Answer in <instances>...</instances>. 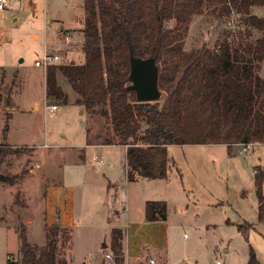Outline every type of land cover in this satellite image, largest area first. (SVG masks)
Instances as JSON below:
<instances>
[{
  "label": "rangeland",
  "instance_id": "rangeland-1",
  "mask_svg": "<svg viewBox=\"0 0 264 264\" xmlns=\"http://www.w3.org/2000/svg\"><path fill=\"white\" fill-rule=\"evenodd\" d=\"M83 1L8 0V8L0 11L4 39L0 64L5 67V71L0 70V143L29 150L8 157L0 169L5 176H20L16 185L0 183V264H7L10 258L13 264H22V231L39 252L45 247L46 188L59 181L74 189L77 226L73 231L63 228L58 235L57 264H83V259L84 264H101V247L97 245L105 242L111 249V235L104 241L108 230L103 228L109 211L103 201L107 187H101L103 167L94 157L116 165L119 177L124 151L113 147L104 156H96L98 150L87 147L86 172L92 181H84L80 161L84 160L85 141L96 133L112 135V124L78 106L77 93L63 77L59 82L68 103L47 99V70L35 67V61L47 54L60 57L57 65L84 63L81 29H62L58 38L61 26L71 28L85 19ZM257 13L264 15V9ZM84 19L77 27L83 28ZM175 25V21L166 23L168 28ZM225 29L227 25L217 26L207 17L196 16L189 26L185 49H215ZM35 34L39 39L33 38ZM261 35L254 32L255 38ZM259 73L264 78V61ZM165 98L163 94L159 102ZM54 104L58 109L53 111ZM6 125L9 132L4 139ZM169 157L174 163L169 180L148 193L152 200L167 201L169 219L131 226L125 240L129 257L135 258L142 240L148 239L166 249L168 264H248L250 247L264 264V223L259 222L255 187V176L264 172V144L238 145L231 150L226 145H173ZM104 184L111 186L108 178ZM121 185L122 181L119 188ZM119 195L124 199V191ZM242 226L246 236L240 231ZM106 252L104 260L115 264L112 251L110 257ZM150 253L158 258L156 252ZM148 257L141 253L138 264H146ZM161 259L159 264H165L166 254Z\"/></svg>",
  "mask_w": 264,
  "mask_h": 264
},
{
  "label": "trees",
  "instance_id": "trees-1",
  "mask_svg": "<svg viewBox=\"0 0 264 264\" xmlns=\"http://www.w3.org/2000/svg\"><path fill=\"white\" fill-rule=\"evenodd\" d=\"M80 31L84 63L51 65L46 71V97L67 104L59 83L63 77L77 93L76 104L100 115L113 127L112 135L96 133L87 144L127 146L128 180L168 177V146L264 144V0H84ZM204 16L228 26L215 49L187 51L191 21ZM237 20L236 25L233 24ZM175 21L173 28L167 22ZM234 25V27H233ZM262 35L255 38L254 32ZM131 54L154 58L159 70L163 103L139 102L130 91ZM8 125L3 130L7 139ZM89 133V132H88ZM107 138H104V137ZM116 139H118L116 141ZM29 151L0 143V169L8 157ZM20 176L0 173V183L16 185ZM264 172L255 176L259 222L264 223ZM165 201H148V222L167 220ZM56 224L39 252L22 231V264H57ZM246 236V230L240 227ZM121 229L112 231L115 264H124ZM7 264H13L8 262ZM248 264H262L250 247Z\"/></svg>",
  "mask_w": 264,
  "mask_h": 264
},
{
  "label": "crops",
  "instance_id": "crops-1",
  "mask_svg": "<svg viewBox=\"0 0 264 264\" xmlns=\"http://www.w3.org/2000/svg\"><path fill=\"white\" fill-rule=\"evenodd\" d=\"M83 12H84V1H83ZM84 16V14H83ZM84 19L83 17L78 21V23L75 24V26H81V20ZM16 21V19H15ZM72 26V25H70ZM71 27V28H64L61 26L60 32L58 34V38L60 37V34L62 33V29L69 30V29H81L79 27ZM39 36L35 34L33 38ZM36 39V40H38ZM60 39V38H59ZM3 41L2 34L0 33V48L3 47ZM82 64V63H81ZM4 66L0 64V70H4ZM1 83V81H0ZM60 83V82H59ZM61 85V84H60ZM46 86V85H45ZM86 134V132H85ZM96 148L98 150L96 156H104L105 153L108 151V148L113 147H120L124 151V161L123 165L120 169L119 177H116L117 173V167L113 163L106 164V161L104 159H101L99 157H94L96 159L97 163L102 168V184L101 187H107L105 191V199L103 200L104 203L109 206L108 215L106 216L107 224L105 227L108 230V234L105 235V240L110 238L112 239V231L114 229H121L124 231L125 235L122 241L123 244V252H124V264H138V260L141 258V253L144 255H149L148 259H146V264H152L151 261H154V264H159L162 260L164 254H166V261L165 264H168L167 259V251L163 247H157L155 244H152L148 239L142 240L140 243L141 245L138 247L139 253L135 258H130V247L128 242L125 243V240L127 238L128 229L131 226H142L143 224L147 223L146 219V203L148 201H165V200H152L149 197V192L152 188L159 187V183L161 181L167 182L171 176V170L174 167V163L171 161L169 157V149L172 146H168V177L164 180H148L140 178L135 182H130L128 180V164H127V146L123 145H102V144H91L88 145L87 141H85L84 146V160L80 161L84 165V181H92L89 174H87L86 170H89L87 168L88 163V157L86 155V148ZM77 162L79 160L77 159ZM94 172H96V168L93 169ZM107 176V177H106ZM108 178L109 182L111 183V186L104 184V179ZM101 181V180H100ZM123 182V186L121 185V188H119V182ZM108 187L111 191L108 190ZM124 191V199H122L121 193ZM110 192V194H109ZM74 189L73 187H66L63 182L59 181L58 183H53L48 185L46 188V198H45V220L44 225H46L48 228L52 227L56 224H59L62 228H69L73 231V229L77 226V216L74 212ZM167 203V201H165ZM167 220L169 219L170 214V206L167 203ZM121 218H125L124 221H122ZM162 222V221H159ZM105 243V242H104ZM103 243V244H104ZM103 244H98L97 247H101V253H102V260L100 261L101 264H108L107 260H104L103 252H106V256L109 254L110 244H106V247H104ZM150 251L156 252L158 254V258L152 257ZM249 259V258H248ZM220 262V261H218ZM222 263V262H221ZM84 264V259H83ZM188 264V263H186ZM223 264V263H222Z\"/></svg>",
  "mask_w": 264,
  "mask_h": 264
},
{
  "label": "water",
  "instance_id": "water-1",
  "mask_svg": "<svg viewBox=\"0 0 264 264\" xmlns=\"http://www.w3.org/2000/svg\"><path fill=\"white\" fill-rule=\"evenodd\" d=\"M130 86L139 102H156L162 97L159 89V70L154 58L140 59L131 54ZM3 144H6L4 141ZM106 247V243L103 244Z\"/></svg>",
  "mask_w": 264,
  "mask_h": 264
},
{
  "label": "built area",
  "instance_id": "built-area-1",
  "mask_svg": "<svg viewBox=\"0 0 264 264\" xmlns=\"http://www.w3.org/2000/svg\"><path fill=\"white\" fill-rule=\"evenodd\" d=\"M7 8H8V0H0V11H5ZM59 60L60 57L57 54L54 55L47 54L42 59H38L35 61V67L44 69L46 71L49 66L56 64ZM57 109H58V105L54 104L53 106H51V110L54 111ZM107 257H110V255H107ZM151 263L154 264V261H151ZM217 264H222V263L217 262Z\"/></svg>",
  "mask_w": 264,
  "mask_h": 264
}]
</instances>
